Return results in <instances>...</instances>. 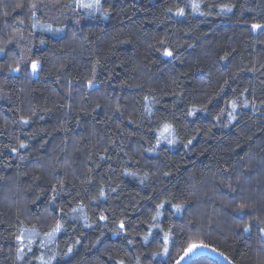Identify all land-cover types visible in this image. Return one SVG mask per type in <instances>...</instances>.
Masks as SVG:
<instances>
[{
  "label": "trees",
  "instance_id": "obj_1",
  "mask_svg": "<svg viewBox=\"0 0 264 264\" xmlns=\"http://www.w3.org/2000/svg\"><path fill=\"white\" fill-rule=\"evenodd\" d=\"M254 23L264 0H0V264H264Z\"/></svg>",
  "mask_w": 264,
  "mask_h": 264
},
{
  "label": "snow or ice",
  "instance_id": "obj_2",
  "mask_svg": "<svg viewBox=\"0 0 264 264\" xmlns=\"http://www.w3.org/2000/svg\"><path fill=\"white\" fill-rule=\"evenodd\" d=\"M77 4L79 7H83V8H89V9H97L99 10V6L101 4V0H92L91 3H84L83 0H77ZM192 8L195 9V10H198L199 9V4L198 3H193L192 5ZM17 8L19 7H23V4H17L16 5ZM37 8V4L35 2H31L30 3V9H36ZM225 8L228 10V11H231V8H229L228 6H225ZM7 12H4L3 15L4 16H7ZM179 15H183V9H181L179 12H178ZM33 19H35V17L33 16ZM20 23H23V21H20ZM36 25L33 24V27H35ZM252 29L253 30H262L264 29V25L262 24H258V23H254L251 25ZM48 30L49 31H52L53 29H51L50 26H48ZM56 31H61V29H56ZM0 51H3V49H0ZM163 55L165 57H173V52L171 50H168V49H165L164 52H163ZM31 68H32V71L35 73L38 68H39V62L37 61H34L32 62L31 64ZM15 71H19V69H15ZM89 87H92L93 84L91 81H89V84H88ZM145 100L147 101L148 100V97H145ZM232 108L235 109L237 107V104L235 101L232 102ZM150 111V109H148ZM195 114V111H192L189 113V115H194ZM229 115H231V113H229ZM24 123H27L28 121H23ZM175 134V131H174V128L173 126L170 124V123H165L162 125L161 129L159 130V136L157 137V145L160 144L161 142V139H163L164 141H166L168 144H172L174 143L175 141L172 139V137L174 136ZM192 141H188L189 144H191ZM20 147L21 148H25L27 147V145L21 143L20 144ZM153 149H148V151H152ZM13 151H16V149H13ZM56 189L53 188V192H55ZM101 195H104L103 192L100 193ZM54 198V197H53ZM172 207L175 209L176 212H181L183 210V206L180 205V204H175V205H172ZM246 207V205L242 204L240 205V210L242 211L244 208ZM164 208V204H160L157 206V212H156V215L153 217V220H157L159 219V217L162 215V212L160 211V209H163ZM75 211V209L73 210ZM101 219H105V217H101ZM120 227L121 229L124 228V224L123 222H121L120 224ZM151 227H158V225H152ZM61 228H62V225L57 222L55 227L52 229V231L48 232L46 235L49 239H51L52 237H54L57 233H59L61 231ZM243 231L245 233L249 232L250 231V224L248 225H244L243 226ZM260 232L262 235H264V227L260 228ZM21 239H23V234L21 235L20 237ZM148 237L146 236L145 237V241H147ZM164 241H165V246H164V252L162 253L163 255H167L168 253V248H167V242H168V239H169V236L167 233L164 234ZM29 243H31V240L29 239ZM200 248H203V249H207L209 248V245L207 244H204V243H196L195 241L193 242H190L188 247L186 249H184L183 251V255H181L180 257V260H183L185 259V257H188L190 256L191 254H194L195 251L197 249H200ZM213 251H216V249H212ZM22 251V249L20 250ZM69 251H71V249H69ZM161 253H157V255H160ZM221 256H223L224 254L223 253H219ZM45 264H48V262H45ZM121 264H123V262H121ZM176 264H180V261H176Z\"/></svg>",
  "mask_w": 264,
  "mask_h": 264
},
{
  "label": "rangeland",
  "instance_id": "obj_3",
  "mask_svg": "<svg viewBox=\"0 0 264 264\" xmlns=\"http://www.w3.org/2000/svg\"><path fill=\"white\" fill-rule=\"evenodd\" d=\"M200 249H201V248H200ZM200 249H197V251L200 250ZM179 261H180V263H181V262H185L186 260L183 259V260H179Z\"/></svg>",
  "mask_w": 264,
  "mask_h": 264
}]
</instances>
